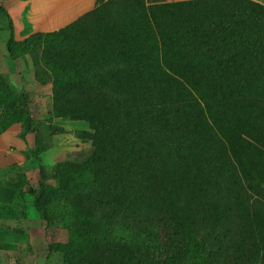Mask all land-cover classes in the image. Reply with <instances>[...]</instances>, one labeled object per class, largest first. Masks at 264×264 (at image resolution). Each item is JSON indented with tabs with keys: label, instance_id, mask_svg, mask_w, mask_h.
<instances>
[{
	"label": "trees",
	"instance_id": "obj_1",
	"mask_svg": "<svg viewBox=\"0 0 264 264\" xmlns=\"http://www.w3.org/2000/svg\"><path fill=\"white\" fill-rule=\"evenodd\" d=\"M138 1L139 6L135 0H97L94 10L68 26L51 33L33 34L24 43L15 42L9 20L12 36L7 47L11 58L17 60L25 54L33 57L40 52L41 61L35 58V77L40 83H51L57 116L89 122L94 130L91 138L95 151L82 165L75 167L65 163L53 176L44 168L40 169L38 186L30 189L34 208L47 230L60 227L65 214L71 210L59 208L58 193L68 192L66 198H69L68 195H79L81 189L90 192L93 189L99 194L101 203L106 195L112 194L119 200L120 210L124 204L122 207L133 229L143 223L144 209L156 214H151L150 231L145 233L146 240L152 243V251H147L146 255H155L161 259V264H237L239 259H245L249 264H264V226L260 220L252 223L251 230L255 231L251 233L250 247L242 237L230 243L225 240L220 227L223 214L204 208L199 194L203 164L194 153L181 155L170 151L171 141L163 139L158 125L167 87L162 82H153V77L179 73L175 64L183 66L180 54L199 57L211 53V64L217 63L226 77L241 76L239 71L244 69L245 63H240L236 55H242L243 49L248 48L245 58L257 61L260 77L255 75L252 82L236 77L219 84L239 90L243 100L253 97L256 103L264 102V7L251 1L246 4L240 1L239 5L217 13L214 36L218 44L201 51L202 46L196 42H210L211 29L207 30L206 23L215 20L213 12L196 26L191 20L185 25H174L175 29L187 26L183 35L186 37L169 35L166 27L171 24H166V15L173 7L183 4L195 8L196 14L200 4L216 0L167 5L163 0ZM0 14L9 18L3 7H0ZM180 44H185L183 50L172 51L170 48ZM193 45L197 48L194 51L191 50ZM218 45L227 47L219 49ZM210 68L208 66L206 70ZM180 73L183 77L188 74L186 70H180ZM206 96L203 94L201 100L210 108ZM239 101L242 100L233 97L229 106L240 105ZM24 109L25 98L14 97L0 75V136L20 122ZM24 120L19 134L22 140L35 132L27 115ZM256 123L257 119L251 122ZM254 140L256 143L240 135L234 141L236 145H231L232 154L237 155L240 151L255 153V149L259 150L256 144L262 141ZM35 144L31 154L37 157L41 147L37 136ZM123 146L130 150L126 166L121 165L125 158ZM108 169H112L110 179L101 175ZM175 169L185 171L181 181L169 177ZM80 176L84 177L80 179ZM120 176L131 179L130 189L119 181ZM137 179L144 181L137 185ZM51 181L58 183L59 188L48 185ZM247 182L249 191L264 189V181L254 176ZM28 184L22 174L14 181L0 180V235L13 232L9 227L1 226L2 221L18 219V214L24 215L22 218L26 216L21 207ZM50 250L58 252L59 247L51 245ZM132 258L138 262L135 255Z\"/></svg>",
	"mask_w": 264,
	"mask_h": 264
},
{
	"label": "rangeland",
	"instance_id": "obj_2",
	"mask_svg": "<svg viewBox=\"0 0 264 264\" xmlns=\"http://www.w3.org/2000/svg\"><path fill=\"white\" fill-rule=\"evenodd\" d=\"M179 1L187 0H163V3L167 5ZM227 1L202 3L196 14L192 6L177 5L178 7H173L166 15V24H171L166 27V31L171 37H186L183 35L188 29L187 26L175 29L174 25H185V22L191 20L196 26L202 18L210 16L213 12L216 21L211 19L206 23L207 30L211 29L210 42H196L202 46L200 50L205 51L218 44L215 43L217 39L214 36L217 31V13L239 5L240 1L243 4L251 1L264 7V0ZM135 4L140 5L138 0H135ZM6 22L9 27V20L0 18V25L3 26ZM7 36L8 31H0L2 39ZM14 39L17 43H24L28 38L18 41L14 36ZM225 47L227 46H217L219 49ZM170 48L172 51L177 48L183 50L185 44L171 45ZM196 49V45H193L191 50ZM243 51V54L236 55V58L240 63H245V66L239 71L242 72L241 76L236 77L237 80L252 82L255 75L260 77V67L255 59L245 58V54L249 53L248 48ZM180 56L183 66L175 64L177 71L179 70L178 74L153 77L154 83L162 82L167 87L163 112L159 113L158 119L163 139H170V151L174 150L175 154L194 153L202 162L204 171L200 177L199 194L204 208L223 214L224 221L220 227L225 240L231 243L242 237L250 247L251 233L255 231L251 230L252 223L260 220L264 226V189L254 192L247 189V181L251 176L264 181V102L256 103L253 97L243 100L239 96L243 95L239 90L229 88L228 84H219L236 77H226L218 69L217 63L212 65L211 53L201 54L199 57L188 54ZM35 58L41 61V53L38 52L33 57L25 54L17 59L21 61L22 67L17 77L10 78L0 74L14 97L25 98L26 109L23 110L22 117L20 115L21 120L11 127L16 125L23 128L24 116L27 115L35 128V132L28 135L32 148L24 152V158L21 156V164L0 170V180H15L18 174H22L29 183L23 194L24 202L21 207L26 216L22 218L24 215L18 214V219L1 223V226L9 227L13 232H2L0 235V264H161V259L155 255H146L147 251H152V243L146 240L145 233L150 231L148 226L151 214H156L151 213L150 209H144L143 223L133 229L130 227L126 210L122 207L124 204L120 210L117 205L119 200H115L112 194L106 195V199L101 203L99 194L93 189L91 192L89 189H81L79 195H68L69 198H66L68 192L58 193L59 208L70 209L71 212L65 214L60 227L46 229L34 208V198L30 194V189H36L41 179L40 169L44 168L53 176L65 163H72L75 167L82 165L95 151V143L91 138L94 130L89 122L72 121L57 116L51 83H40L35 77ZM216 61L218 62L217 59ZM208 66L211 68L206 70ZM180 70H186L188 74L183 77ZM203 94L208 96L206 97L210 108L201 100ZM233 97L242 100L239 101L240 105L229 106ZM253 119H257L256 124H251ZM240 135L252 143H256L254 139L262 141L256 144L261 151H240L233 155L231 145H236L234 141ZM36 136L41 144L37 157L31 154L36 146ZM122 151L125 158L122 159L121 165L126 166L129 163L130 150L123 146ZM83 166L85 167L84 164ZM111 170L108 169L101 175L110 179ZM125 173L129 178L127 170ZM184 173L185 171L175 169L169 177L181 181ZM119 181L126 189H130L131 179L126 180L120 176ZM143 181L144 179H137L136 183L138 185ZM48 185L53 189L59 188L56 182L51 181ZM51 245H58L59 251L51 252ZM133 255L137 257L138 262L132 258ZM237 264L249 263L245 259H239Z\"/></svg>",
	"mask_w": 264,
	"mask_h": 264
},
{
	"label": "crops",
	"instance_id": "obj_3",
	"mask_svg": "<svg viewBox=\"0 0 264 264\" xmlns=\"http://www.w3.org/2000/svg\"><path fill=\"white\" fill-rule=\"evenodd\" d=\"M96 6L97 0H0V7L9 16L0 14V18L11 20L16 40L25 41L36 33L58 31L94 10ZM8 26L7 22L0 25V31H8L7 38L0 37V74L14 78L20 75L22 67L21 61L14 60L9 54L7 44L12 36L10 21ZM20 131V126L15 125L0 136V170L21 164L24 152L32 148L30 137L22 140L19 137Z\"/></svg>",
	"mask_w": 264,
	"mask_h": 264
}]
</instances>
